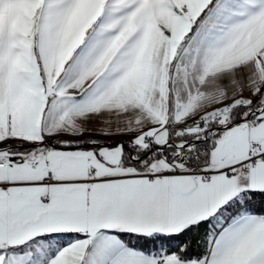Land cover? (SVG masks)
<instances>
[{"label":"snow or ice","instance_id":"1","mask_svg":"<svg viewBox=\"0 0 264 264\" xmlns=\"http://www.w3.org/2000/svg\"><path fill=\"white\" fill-rule=\"evenodd\" d=\"M0 264H264V0H0Z\"/></svg>","mask_w":264,"mask_h":264}]
</instances>
